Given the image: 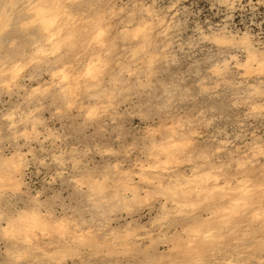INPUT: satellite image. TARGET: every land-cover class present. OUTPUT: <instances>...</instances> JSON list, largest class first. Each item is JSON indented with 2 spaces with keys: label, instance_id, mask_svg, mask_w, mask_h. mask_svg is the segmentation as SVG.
<instances>
[{
  "label": "rangeland",
  "instance_id": "obj_1",
  "mask_svg": "<svg viewBox=\"0 0 264 264\" xmlns=\"http://www.w3.org/2000/svg\"><path fill=\"white\" fill-rule=\"evenodd\" d=\"M0 264H264V0H0Z\"/></svg>",
  "mask_w": 264,
  "mask_h": 264
},
{
  "label": "bare ground",
  "instance_id": "obj_2",
  "mask_svg": "<svg viewBox=\"0 0 264 264\" xmlns=\"http://www.w3.org/2000/svg\"><path fill=\"white\" fill-rule=\"evenodd\" d=\"M38 8H39V7H38ZM49 9H50V8H49ZM49 9H48V10H49ZM40 11H41V10H40ZM50 11H51V10H50ZM37 12H38V11H37ZM41 13L43 14V13H45V12L43 11V12H41ZM38 14H39V13H37V15H38ZM45 14H46V13H45ZM45 14H44V15H45ZM53 15H54V14H53ZM44 17H45V16H44ZM44 17H43V18H44ZM43 18H41V19H43ZM39 21H40V20H39ZM44 22H45V21H44ZM40 23H41V22H40ZM42 24H43V23H42ZM103 33H104V29L101 28V27H99V28L97 29V31H96V35H97V36L103 35ZM96 64H97V63H94V64H93V67H94ZM96 66H97V65H96ZM91 68H92V67H91ZM96 68H98V67H96ZM94 69H95V68H94ZM90 71H91V70H90ZM94 71H95V70H94ZM94 71H93V72H94ZM215 71H216V70H215ZM215 71H214V72H215ZM88 113H89V116L92 115V113H93V109H90ZM88 113H87V115H88ZM12 229H13V228H11V226H10V227H9V232H11ZM11 234H13V233L11 232ZM12 236H13V235H12ZM11 238H12V237H11ZM13 238H14V237H13ZM17 242H18V241H17Z\"/></svg>",
  "mask_w": 264,
  "mask_h": 264
}]
</instances>
